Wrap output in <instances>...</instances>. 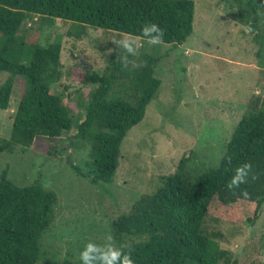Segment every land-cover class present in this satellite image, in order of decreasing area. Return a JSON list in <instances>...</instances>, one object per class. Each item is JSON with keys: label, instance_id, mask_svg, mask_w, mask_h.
Segmentation results:
<instances>
[{"label": "trees", "instance_id": "obj_1", "mask_svg": "<svg viewBox=\"0 0 264 264\" xmlns=\"http://www.w3.org/2000/svg\"><path fill=\"white\" fill-rule=\"evenodd\" d=\"M234 1L240 22L261 49L264 17L259 10L264 0ZM35 17L39 28L42 24L50 27L55 20L68 22L66 36L76 40L88 27L144 41L140 29L151 22L165 30L163 44L174 46L184 43L192 32L193 2L0 0V74H7L0 84V110L7 109L14 80L23 82L9 135L0 138V155L12 154L15 148L24 151L36 139L54 142L74 128L72 140L82 142L87 154L82 165L69 163V168L92 186L108 185L122 140L142 120L157 93L159 80L153 70L158 59L129 56L135 62L123 69L118 57H111L100 74L81 69L75 83L89 90L82 104L83 118L75 122L61 95L51 89L62 77L59 39L49 42L45 37L44 48L38 39L25 40L22 29ZM187 161L182 157L172 174L160 178L155 190L139 196L126 214L111 221L114 245L131 250L134 264H229L228 252L216 242L222 235L210 227L229 225L227 218L240 204L253 206V217L245 219L244 225L257 219L264 202V109L256 104L241 116L213 168L190 179L184 171ZM248 162L257 179L241 185L240 190L250 194L244 199L240 190L233 194L226 185L235 168ZM55 203L53 191L38 183L16 186L0 166V264H36L42 258L39 242L53 221ZM127 237L139 240L123 244Z\"/></svg>", "mask_w": 264, "mask_h": 264}, {"label": "rangeland", "instance_id": "obj_2", "mask_svg": "<svg viewBox=\"0 0 264 264\" xmlns=\"http://www.w3.org/2000/svg\"><path fill=\"white\" fill-rule=\"evenodd\" d=\"M191 1L192 32L184 43L153 46L129 36L136 56L158 59L153 76L159 87L142 120L121 142L112 183L92 186L71 171L69 163L82 165L87 154L82 142L72 140L74 128L54 142L36 139L24 151L15 148L0 155V166L14 185L38 183L56 195L54 218L40 239L42 258L36 264H82L79 256L85 245L107 243L111 221L126 214L139 196L155 190L182 157L188 158L184 171L190 179L213 168L241 116L256 104L264 109V47L259 49L240 22L235 1ZM259 12L263 18L264 5ZM35 19L22 29L25 40L59 39L62 77L51 89L78 122L89 90L75 83L79 71L103 72L121 51L113 41L123 34L87 27L76 40L66 36L68 22L55 20L39 28ZM6 77L0 74V84ZM22 89V80L16 78L7 109L0 110V138L9 135ZM252 211V205H237L227 218L229 225L210 227L222 235L216 242L228 252L229 264H264V202L257 219L244 225ZM138 240L127 237L123 244Z\"/></svg>", "mask_w": 264, "mask_h": 264}, {"label": "clouds", "instance_id": "obj_3", "mask_svg": "<svg viewBox=\"0 0 264 264\" xmlns=\"http://www.w3.org/2000/svg\"><path fill=\"white\" fill-rule=\"evenodd\" d=\"M140 33L150 45L164 43L165 30L157 24L151 22L143 24ZM113 43L117 49L121 50L117 53V60L120 61L123 69H127L130 63H134V61L129 60V56L137 55L135 41L128 34H123L121 39L113 41ZM40 46L42 48L47 47L46 40L42 39ZM111 51L109 50V53ZM256 179L257 177L252 174L251 162L238 165L226 185L227 191L236 194L241 185H246L249 180L255 181ZM239 196L248 199L250 194L247 190H240ZM106 239L108 242L104 245H97L92 242L85 245L79 256L82 264H134L131 250L125 251L122 247H116L112 243L110 235Z\"/></svg>", "mask_w": 264, "mask_h": 264}]
</instances>
